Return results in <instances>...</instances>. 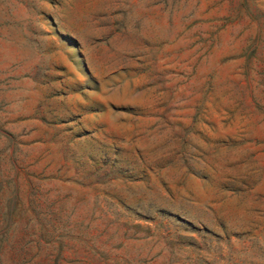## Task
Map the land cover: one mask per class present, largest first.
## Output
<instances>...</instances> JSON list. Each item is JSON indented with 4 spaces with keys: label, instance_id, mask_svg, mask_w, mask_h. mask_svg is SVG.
Segmentation results:
<instances>
[{
    "label": "rangeland",
    "instance_id": "1",
    "mask_svg": "<svg viewBox=\"0 0 264 264\" xmlns=\"http://www.w3.org/2000/svg\"><path fill=\"white\" fill-rule=\"evenodd\" d=\"M0 264H264V0H0Z\"/></svg>",
    "mask_w": 264,
    "mask_h": 264
}]
</instances>
